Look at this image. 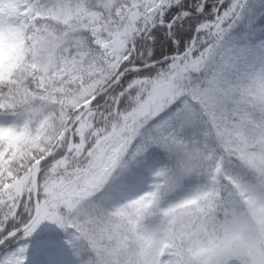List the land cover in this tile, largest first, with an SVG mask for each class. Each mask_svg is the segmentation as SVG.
<instances>
[{
    "label": "snow or ice",
    "instance_id": "1",
    "mask_svg": "<svg viewBox=\"0 0 264 264\" xmlns=\"http://www.w3.org/2000/svg\"><path fill=\"white\" fill-rule=\"evenodd\" d=\"M0 264H264V0H0Z\"/></svg>",
    "mask_w": 264,
    "mask_h": 264
}]
</instances>
